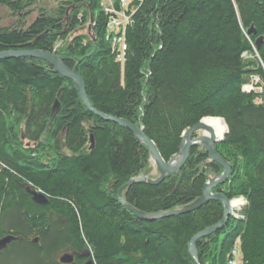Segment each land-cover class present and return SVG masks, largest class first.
<instances>
[{"label":"trees","instance_id":"16d2710c","mask_svg":"<svg viewBox=\"0 0 264 264\" xmlns=\"http://www.w3.org/2000/svg\"><path fill=\"white\" fill-rule=\"evenodd\" d=\"M0 8L10 18L0 14V53L56 54L77 69L97 112L142 127L167 162L186 130L223 119L228 133L215 147L231 173L213 192L244 205L198 242L199 263L228 264L237 248L242 264H264V0H115L111 12L103 0H0ZM119 15L126 25L113 26ZM88 25L90 36L75 33ZM152 164L133 133L91 112L53 67L0 60V240L14 238L0 264H62L64 255L71 264H196L190 241L222 220L223 205L137 218L118 192L153 178ZM222 173L194 147L176 175L133 184L123 198L144 213L172 212Z\"/></svg>","mask_w":264,"mask_h":264},{"label":"water","instance_id":"95a60500","mask_svg":"<svg viewBox=\"0 0 264 264\" xmlns=\"http://www.w3.org/2000/svg\"><path fill=\"white\" fill-rule=\"evenodd\" d=\"M84 28L85 27H83V29ZM19 58L38 59V60H41L47 63L51 67H53L55 72H57L58 74L62 75L63 77H65L66 79H69L70 81L74 83L77 91L79 92L81 96V99L84 105L91 112H93L96 116L100 117L101 119L105 121L113 122L115 124L120 125L123 128L128 129L131 133H133V135L138 139V141H140L143 145L146 146V148L148 149L150 153L151 160L153 161L156 167V170L159 174L158 178L153 180V179H150L148 176L143 175L138 178L131 179L118 192V200L120 204L126 207L137 218L145 220V221L160 220L168 216L185 214V213L196 211L211 201L220 202L223 205L224 215H223L222 220L217 225L210 227L204 230L203 232L197 234L190 241L189 253L191 257L194 259V261L196 262V264H200L199 256L197 252L198 242L201 239L221 230L227 224L229 217L235 216V212L233 211V207H232V201H229L222 193L213 192V190L217 186L223 185L227 181L231 173V165L219 155L215 147V145L221 142L228 133L226 123H225L226 132L224 133V136L219 140H215L213 138L208 139L205 136L197 135L198 132L205 129L204 125H202L203 120L195 127L186 130L182 135V143H181L180 151L167 162L161 156L155 143L145 135L144 129L142 127H137L136 125L131 124L130 122L124 119H117V118H113L110 116H106L104 114L97 112L92 107L87 97L82 79L79 76L76 68L73 70H70L68 67L64 65L62 60L56 54L50 53V52L18 51V52L0 53V60L19 59ZM216 119H221V118H216ZM194 147H202L205 150L206 154L208 155V160L210 162H215L219 164L223 169V173L221 175L213 176L204 185L202 197H200L198 200H196L195 202L191 203L190 205L182 209H177L175 211L168 212V213H162V214L161 213L160 214H155V213L148 214V213L138 211L124 200L123 192L126 189H128L129 186L133 184L141 183V184L158 185L163 180H165L167 177L176 175L182 169L185 163L188 161L189 156H190V151ZM27 192L29 195H31L32 200L34 202L39 203V204L47 203V198L43 194L35 190L28 189V188H27ZM13 240H14L13 237H5L1 239L0 240V250L6 249L8 244ZM60 262L62 264H71L73 262V257L70 255H64L60 258Z\"/></svg>","mask_w":264,"mask_h":264},{"label":"rangeland","instance_id":"374dc122","mask_svg":"<svg viewBox=\"0 0 264 264\" xmlns=\"http://www.w3.org/2000/svg\"><path fill=\"white\" fill-rule=\"evenodd\" d=\"M114 1H115V0H103L105 8H107V10H108L109 12H111V7H112ZM129 2H130V0H121V5H122V6H126V5H128ZM0 14L4 15L3 18L6 19L7 22L10 20L9 17H6V16H8V14H9L8 12H6V10L0 8ZM119 16H120V15H119ZM120 19H121V20H119V21L117 20V21L113 22V26L118 25V24H122L123 26L126 25L128 19H126V18L124 19L123 16H120ZM2 22H5V21H2ZM75 33H76V34H80V33H81V34L86 35V36H90V35H91V34H90V30H89V25L86 26L84 29H80V31L78 30V31L75 32ZM248 87H249V88H248ZM248 87H247L245 90H247V91H251L252 87H251V86H248ZM200 134H202V133H201V132H198L197 135H200ZM151 161H152V160H151ZM152 163H153V161H152ZM152 165H153V167H154V168H153V172H152V176H153L154 179H157L158 176H159V174H158V172H157V170H156V167H155L154 163H153ZM146 176H147V175H146ZM149 178H150V179H153L152 177H149ZM243 205H244V201H243V203L237 208V210L234 209L235 213H238V212L241 210V208H242ZM231 217H233V216H231ZM231 255H232V254H231ZM233 256H234V255H233ZM235 259L237 260V264H242V262H241V255H238Z\"/></svg>","mask_w":264,"mask_h":264},{"label":"bare ground","instance_id":"6f19581e","mask_svg":"<svg viewBox=\"0 0 264 264\" xmlns=\"http://www.w3.org/2000/svg\"><path fill=\"white\" fill-rule=\"evenodd\" d=\"M202 125H204V130H201L199 136H205L208 139L219 140L224 136L226 132L225 122L221 119L216 118H207L202 121ZM155 180V179H153ZM243 203V199L232 200V207L237 210V208ZM235 212V211H234ZM232 254V252H231ZM232 256V255H231ZM228 264H231V259H229Z\"/></svg>","mask_w":264,"mask_h":264},{"label":"built area","instance_id":"2783aa9c","mask_svg":"<svg viewBox=\"0 0 264 264\" xmlns=\"http://www.w3.org/2000/svg\"><path fill=\"white\" fill-rule=\"evenodd\" d=\"M237 256H238V251L235 249L232 251L231 264H237V260L235 259Z\"/></svg>","mask_w":264,"mask_h":264}]
</instances>
